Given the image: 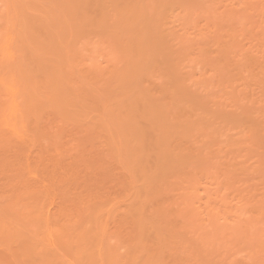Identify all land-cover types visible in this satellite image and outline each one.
Wrapping results in <instances>:
<instances>
[{"label":"rangeland","instance_id":"1","mask_svg":"<svg viewBox=\"0 0 264 264\" xmlns=\"http://www.w3.org/2000/svg\"><path fill=\"white\" fill-rule=\"evenodd\" d=\"M0 264H264V0H0Z\"/></svg>","mask_w":264,"mask_h":264},{"label":"bare ground","instance_id":"2","mask_svg":"<svg viewBox=\"0 0 264 264\" xmlns=\"http://www.w3.org/2000/svg\"><path fill=\"white\" fill-rule=\"evenodd\" d=\"M52 1V0H51ZM68 2V1H67ZM70 2V1H69ZM54 3V2H53ZM59 3V2H58ZM8 4H10V3H8ZM66 6V5H65ZM61 7H63L62 5H61ZM14 8H15V6H14ZM56 8V7H55ZM63 9V8H62ZM53 10V9H52ZM55 10V9H54ZM56 10H58V9H56ZM59 10H61V8L59 9ZM8 11V10H7ZM51 11V10H50ZM15 12H16V10H15ZM55 13V12H54ZM58 13V12H57ZM16 14V13H15ZM55 16V15H54ZM62 16V15H61ZM65 16V15H64ZM67 16V15H66ZM16 17H17V15H16ZM58 17V16H57ZM63 17V16H62ZM11 19H12V17H11ZM14 19L15 20H17L15 17H14ZM13 20V19H12ZM8 22H10V21H8ZM29 22V21H28ZM64 22V21H63ZM12 24H13V22H12ZM17 24V23H16ZM10 25H11V23H10ZM14 26H15V24H14ZM13 26V27H14ZM17 26V25H16ZM30 26V25H29ZM18 27V26H17ZM16 27V28H17ZM27 28V27H26ZM14 30H15V28H14ZM14 32V31H13ZM11 36V35H10ZM14 36V34H12V36H11V38ZM9 54H11V52L9 53ZM12 87V86H11ZM14 87V86H13ZM17 89H19V88H17ZM18 107H20V106H18ZM17 107V108H18ZM16 109V108H15ZM17 110H19V109H17ZM21 111V110H20ZM26 128V127H25Z\"/></svg>","mask_w":264,"mask_h":264}]
</instances>
